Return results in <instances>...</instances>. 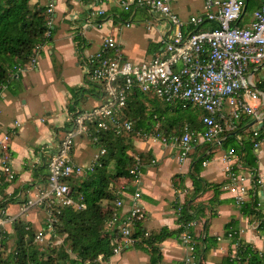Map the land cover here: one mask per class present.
<instances>
[{
	"label": "crops",
	"instance_id": "1",
	"mask_svg": "<svg viewBox=\"0 0 264 264\" xmlns=\"http://www.w3.org/2000/svg\"><path fill=\"white\" fill-rule=\"evenodd\" d=\"M33 1L50 3V0ZM122 1L131 5L130 10L122 7ZM135 1L102 0L101 3L100 0H71L70 9L68 0H54L56 32L53 45L43 48V55L35 64L31 62L22 67L21 72H10L8 84L0 92V132L11 137L10 144L0 147L2 232L15 237L13 224L23 223L28 226L27 229L35 231L36 237L42 235L45 236L44 242L50 241V231L54 226L52 220H56L52 214L54 207L60 205L50 193L48 165L53 150L69 133L70 105L77 89L83 87L87 91L80 95L83 114L109 101L104 96L101 100L90 96L89 91L93 89L87 84L88 80L91 81L87 60L102 51L104 39L111 37L118 46L119 51L108 52L110 57L119 56L125 61L140 63L164 56L165 40L169 35L173 36L168 20L154 11L136 8ZM94 5L106 11L101 30L87 23ZM263 6L264 0H249L238 25L243 28L251 26L254 13ZM171 7L185 22L207 11L206 0H172ZM100 19L94 18L93 24ZM213 27L207 23L203 28ZM189 30L190 27L186 26V33ZM247 77L251 89L259 92L258 100L246 97L256 114L243 113L236 118L233 108L226 102L220 114L224 130L218 140L211 144L198 143L186 160L180 159V147L174 140L176 137L171 139L166 135H157L158 124L167 126L165 123L168 120L162 114L160 116L165 121L155 127L148 126L149 132L144 128L145 132H139L134 137L132 153L142 160L140 182L136 184L130 178L114 177L109 190L123 194L126 207L121 211L124 213L130 209L128 197L137 190L141 191L144 219L139 224L144 237L136 238L138 243L135 246L124 248L108 264H148L150 255L137 247L147 249L143 239L164 228L177 232L180 229L179 207L188 202L193 221L187 226H191L180 234L179 240L171 238L156 244L163 255L161 264H184L190 254L182 240L185 232L197 239L196 262L198 255L202 264H223L227 256L235 254L239 241L264 252V234L260 233L264 222V186L261 188L263 198L259 200V187L250 182L242 205L236 203L229 191V169L233 174L247 178L254 177L253 170L256 169L264 182V145L258 150L254 147L256 141L264 138V59L260 64H250ZM71 89H75V93ZM180 104L171 105V110L174 111ZM204 115L197 120L198 125ZM99 153L100 147L89 134L77 137L72 159L85 169V173L70 180L72 191L86 181L88 173H95L96 169L92 172L86 169ZM201 158L205 161L200 176L208 190L193 200L194 182L190 174L195 161ZM252 158L256 159L255 169L247 164ZM6 167L10 168V172L5 171ZM254 193L261 203V211L251 215L247 210L246 214L244 206L252 202ZM115 202L101 201L104 212L113 209ZM230 234L233 236L230 237ZM205 239H209L210 246L215 244L206 252L202 251ZM10 244L13 246L14 240ZM197 247L202 253L199 254ZM130 249L132 253H125Z\"/></svg>",
	"mask_w": 264,
	"mask_h": 264
},
{
	"label": "built area",
	"instance_id": "2",
	"mask_svg": "<svg viewBox=\"0 0 264 264\" xmlns=\"http://www.w3.org/2000/svg\"><path fill=\"white\" fill-rule=\"evenodd\" d=\"M54 0H50L47 14L50 16L48 26H54ZM102 3V0H100ZM249 0H206L204 15L191 17L188 22L183 21L172 9V0H136V8H144L165 17L173 31L165 40L164 56L153 57L148 61L132 63L122 57H110L108 52L118 50L116 41L111 37L104 39L102 51L87 60L88 75L92 81L102 85L105 97L109 100L77 117L74 130L67 134L62 143L53 150L49 163L50 193L63 207H75L78 210L86 209L85 204H77L72 197L70 180L76 176H83L85 169L74 163L72 152L76 139L82 134H88L89 124H95L100 131H113L117 134L133 130V123L123 120L128 101L135 90L140 93H153L169 105L181 103L193 105L205 113L201 119L205 127L203 132L192 131L184 125L180 134L174 139L180 147V159L186 160L198 143H214L224 130L221 119L222 110L227 103L233 108L234 117L239 115L256 114L247 102L246 97L252 100L259 99V92L251 89L247 73L251 63L260 64L264 59V6L254 13L251 26L240 27L238 22ZM122 7L128 11L130 4L122 1ZM106 11L101 6L94 5L88 16V25H94L99 30L104 26ZM94 18H101L93 24ZM211 23V29L202 28ZM127 26H130L129 24ZM186 26L190 30L186 33ZM169 31V32H170ZM50 33L47 34V37ZM35 64V61L32 62ZM22 67L17 71L21 72ZM257 117H259L257 115ZM161 126L157 125V132ZM160 137V134H157ZM10 135L0 132V147L10 144ZM94 143L99 141L95 139ZM264 145V138L255 142L256 150ZM94 163L86 169L93 171L101 167L100 158L107 154L102 146ZM130 171L131 179L139 184L141 177V159ZM10 172V168H5ZM254 177H243L233 174L230 169V193L236 203L244 204L248 184L253 181L258 186L259 200L263 198L264 182L255 174ZM127 197V196H126ZM131 201L127 212L121 210L126 207L125 199H119L111 209V224L119 230L118 241L114 254L121 253L124 248L135 246L138 241L133 237L135 222L144 218L142 193L137 190L128 197ZM258 200V207L261 206ZM0 223V241L2 230ZM191 225L187 226L189 228ZM233 234H230L232 237ZM37 240L44 243L45 236H37ZM182 240L189 256L184 264H196V238L189 232L182 235ZM58 243H56L57 245ZM55 246V245H54ZM51 247H53L51 245ZM1 255V246H0Z\"/></svg>",
	"mask_w": 264,
	"mask_h": 264
},
{
	"label": "trees",
	"instance_id": "3",
	"mask_svg": "<svg viewBox=\"0 0 264 264\" xmlns=\"http://www.w3.org/2000/svg\"><path fill=\"white\" fill-rule=\"evenodd\" d=\"M32 2L33 0H0V92L8 84L10 72H18V67H25L33 62V60L36 63V60L43 55V48L53 45L56 28L48 26L50 16L47 14L51 3L39 1L33 6ZM70 6L71 0H68V7L71 9ZM51 17L54 19V16ZM48 33H50L49 37H47ZM87 84L93 89L89 91L90 96L98 100L105 97L102 85H98L92 80H88ZM74 90L71 89L75 93ZM94 91L95 94H93ZM86 92L85 88H78L76 96L71 102L70 114L72 117L71 123L68 125L69 133L74 130L77 117L82 116L84 113V111L80 110L82 103L80 95H84ZM184 110V105L180 104L175 107L174 112H183ZM78 111L80 112L78 113ZM161 114L162 112H158L157 110L149 111L143 102L142 94L138 90H135L128 101V107L123 117V120L126 119L133 123L132 131H123L121 134L113 131L104 132L98 130L95 124L88 123V134L91 140L95 142V139H97L99 145L95 143L96 146L105 148L107 154L100 158L101 167L97 166L93 175L88 173L86 181L73 188V199L77 204H85L86 209L78 210L75 207L60 206L53 211L52 215L55 216L54 219L56 220H52L54 226L50 231V240L55 241L62 237L65 239L57 248H54V244L57 243L56 241L52 243L48 241L50 244H46L47 248L52 249L48 255L43 253V249L38 247L40 244L41 246L44 245V243L37 240L33 229H27L28 226L26 227L23 223H14L15 237L7 232H2L0 264L110 263L111 259L115 256V241L119 239V230L117 226L111 224V210L104 212L101 201L106 199L110 202H117L119 199H123V194H115L109 190L110 184L114 177L132 178L130 171L138 163L137 158L139 157L132 153L134 150V137L139 132H145L148 126L155 127L158 123L165 121L162 120ZM196 122L197 120H193L192 118L186 122L172 119L171 121L168 120L165 123L167 126H162L161 130L171 139L180 134L184 125H188L195 132L205 131V127L202 126L203 124L198 125ZM193 125L194 128H192ZM146 131L149 132V129ZM196 145H193V148ZM190 155L191 153L188 157ZM204 161L205 158L196 160L190 174L194 182L193 200L202 194V192L208 190V187H205L206 182L200 176ZM255 163L256 159L252 158L247 164H250L255 169ZM111 164H113V167H110ZM255 174H257L256 171ZM253 195L252 202L244 206L246 214H248L247 210H250L251 215H255V213L261 211V208L258 207L256 193ZM81 197H83L82 201L80 200ZM188 205L189 202L183 207H179L180 229L177 232L164 228L161 232L157 234L153 233L148 238L143 239L142 243L147 244V249L142 246L137 247L150 255V262L148 264H161L163 255L156 244H161L171 238L179 240L180 234L193 221V215L190 213L191 207ZM143 219L135 222L134 238L144 237L142 227L139 224ZM260 230V233L263 235L264 222H262ZM11 240H14L13 245L15 246V250L4 259L6 249L12 251V248H8ZM202 244V251L205 252L211 246H215V244L209 245V239H205ZM66 246H69V249H66ZM197 251H199L198 247ZM202 251H199V254ZM73 255L75 257H72ZM199 258L197 255L196 264H202V260H199ZM223 262V264H264V252L255 249L245 241H239L235 254L227 256Z\"/></svg>",
	"mask_w": 264,
	"mask_h": 264
},
{
	"label": "rangeland",
	"instance_id": "4",
	"mask_svg": "<svg viewBox=\"0 0 264 264\" xmlns=\"http://www.w3.org/2000/svg\"><path fill=\"white\" fill-rule=\"evenodd\" d=\"M32 5L35 6L34 1L32 2ZM58 30H59V28H58ZM141 94H142L143 102L146 105L147 109L149 111L157 110L158 112H162L163 116H165L167 118V120H169V119L176 120L177 119V120H180L181 122H184V121L186 122V121H190V118H192L193 120H198L204 114L203 113L204 111L202 109L196 108L193 105L184 106L185 110L183 112H176V111L174 112L171 110L172 109L171 105L163 102L155 94H153V93H141ZM163 129H164V127H163ZM156 133L157 134L159 133L162 136L165 135L161 129L159 130V132H156ZM228 174H229L228 176H230V169L228 170ZM54 208L56 209V207H54ZM64 239H65L64 237H62V240L60 239V241H59V239H56L55 241L58 240V244L56 246V243H55L54 248H57L62 243V241ZM55 241L50 240L51 243L55 242ZM50 242L48 243V241H46V242H44V245L41 246V244H40L38 246L40 249H43L42 252L46 253V255H48V253H50V250H52V249L47 248V245L50 244ZM37 244H39V243H37ZM37 244H35V245H37ZM14 247H15L14 245L12 247V245L9 244L8 248L9 249L12 248V251H9L8 249H6L5 254H4V259L7 258L9 255H11L14 252V250H15ZM66 249H69V246H66ZM129 252L132 253V250L130 249V250L125 251V253H129ZM72 257H75V256L73 255Z\"/></svg>",
	"mask_w": 264,
	"mask_h": 264
},
{
	"label": "clouds",
	"instance_id": "5",
	"mask_svg": "<svg viewBox=\"0 0 264 264\" xmlns=\"http://www.w3.org/2000/svg\"><path fill=\"white\" fill-rule=\"evenodd\" d=\"M87 113V112H86Z\"/></svg>",
	"mask_w": 264,
	"mask_h": 264
}]
</instances>
